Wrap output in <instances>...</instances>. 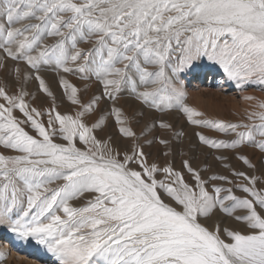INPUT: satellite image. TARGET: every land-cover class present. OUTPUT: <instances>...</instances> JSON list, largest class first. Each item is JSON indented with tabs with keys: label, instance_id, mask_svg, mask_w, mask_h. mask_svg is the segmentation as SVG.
I'll use <instances>...</instances> for the list:
<instances>
[{
	"label": "snow or ice",
	"instance_id": "1",
	"mask_svg": "<svg viewBox=\"0 0 264 264\" xmlns=\"http://www.w3.org/2000/svg\"><path fill=\"white\" fill-rule=\"evenodd\" d=\"M205 60L264 86V0H0V224L58 264H264V101L191 105Z\"/></svg>",
	"mask_w": 264,
	"mask_h": 264
},
{
	"label": "bare ground",
	"instance_id": "2",
	"mask_svg": "<svg viewBox=\"0 0 264 264\" xmlns=\"http://www.w3.org/2000/svg\"><path fill=\"white\" fill-rule=\"evenodd\" d=\"M49 42H51V41H49ZM206 70L210 71L209 77H208L209 83L211 82V80H214V76L216 75V72L220 71L224 76L219 80L223 81L224 84L231 85L236 90V95L235 96L233 95V98L230 97L231 99L228 100L227 103H225V100L227 99V96H228L227 92H223V90H221V89H220V91H217V92L212 91V90H208V89H205V88H202L201 86H199L197 82L194 83L192 88L190 86V88L188 89L187 86L190 85V81L192 82V80H195L196 75H199V78L197 76L198 79L203 78L204 75L206 74ZM47 73H48V75L46 74L47 79L49 81H54L55 74L51 71H48ZM184 77H185L184 81H185V84L187 87V91L189 93V103L191 105L195 106L196 108L200 107L199 104H207L208 99H211L214 101H219L222 104V107L220 108L218 103H211L208 101V104H212V105H209V107L211 108V110L213 112H214L213 107L216 109H219V110H222L223 107H226L228 110L229 109L232 110L233 108H238V109L241 108L242 110H244V112H249V111H252L254 109V106L256 105L257 100H261V101L264 100V94L262 91L263 86L259 87L258 84H249L243 88H237L235 85V82H233L227 78L226 74L223 72L222 68L219 67V65L212 64L206 60L203 62H197L196 66L193 67L188 73H186V75ZM69 78L74 83H77V84L81 83L75 77H69ZM186 81H187V83H186ZM256 85H258V86H256ZM30 87H33V86H30ZM93 87L95 88V85H93ZM53 88H54V91L56 92V95H57V93H59V89L56 88L55 84H53ZM253 89H255V90H253ZM224 96L226 97V99L223 98ZM247 96L256 97L257 100H247L244 98ZM57 97H58V95H57ZM236 97L241 98L240 102L237 101L238 99H236ZM220 98H221V100H220ZM228 99H229V97H228ZM37 103H41V101H37ZM62 109L63 108L61 107V111H62ZM0 231L7 234L6 237H8L9 239H12L13 241H15V243H17V244L23 243V246H26L29 249L30 248L35 249L38 252V254H40L41 256L46 257L50 253V252H48V250L46 249L45 246L37 244L33 239L21 237L18 234L11 231L10 226L7 224H0ZM29 239H31V241H33L35 243H33V245L30 244ZM54 259L56 261H58L55 256H54Z\"/></svg>",
	"mask_w": 264,
	"mask_h": 264
},
{
	"label": "rangeland",
	"instance_id": "3",
	"mask_svg": "<svg viewBox=\"0 0 264 264\" xmlns=\"http://www.w3.org/2000/svg\"><path fill=\"white\" fill-rule=\"evenodd\" d=\"M199 62H203V61H199ZM47 72L48 71L45 72V76H46V74L48 75ZM209 72L210 71L206 70V74L201 79H198L199 75H196V79L192 80V82L190 81V85L187 86L188 89L190 88V86L192 88L194 83H196V82L202 88L212 90L215 92L220 91V89H221V90H223V92H227V95H228L227 99L225 96L223 97L224 99H226L225 103H227L228 100L233 98V95L234 96L236 95V90L231 85L224 84L223 81L219 80L224 76L220 71L216 72V75L214 76V80H211V82L209 83V80H208ZM197 76H198V78H197ZM184 80H185V77H184ZM186 83H187V81H186ZM30 86L34 87V85H30ZM256 86H258V85H256ZM259 87H262V86L259 85ZM253 90H255V89H253ZM262 91L264 94V86H263ZM57 95L59 98V96L61 95L60 90H59V93H57ZM228 97H229V99H228ZM236 99H238L237 101H239V102L241 100L240 97L239 98L236 97ZM220 100H221V98H220ZM208 101L211 103H218L220 108L222 107V104L219 101H214L211 99H208ZM208 101H207V104H199L200 107H198V109L205 111L209 116H215V117L223 118V119L230 120L233 122L245 120L246 112H244V110H242L241 108H239V109L233 108L232 110H230V109L228 110L226 107H223L222 110H219V109H216L213 107V110H214V112H213L211 110V108L209 107V105H212V104H208ZM262 101H264V100H262ZM64 107H66V104L64 106H62V108H63L62 111L64 110ZM186 131H188L191 134L192 129L186 128ZM192 139H193V142L195 143L196 142L195 137H192ZM202 151H207V150L202 149ZM247 151H249L251 153L252 149L249 148V149H247ZM197 154H199V153H197ZM202 159H203V157H202ZM208 159H209V162L214 163V161H212L211 157H209ZM6 236H7V234L0 231V264H58V261H56L54 259V256L52 253H49V255L46 257L41 256L40 254H38V252L35 249H31V248L29 249L28 247L23 246V243L17 244V243H15V241H13L12 239H9ZM29 243L33 245V243H35V242H33V241H31V239H29Z\"/></svg>",
	"mask_w": 264,
	"mask_h": 264
}]
</instances>
